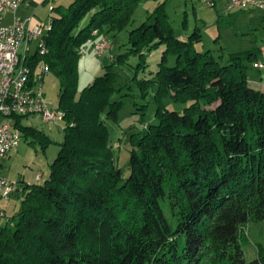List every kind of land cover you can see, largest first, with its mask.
Returning <instances> with one entry per match:
<instances>
[{
  "label": "trees",
  "instance_id": "obj_1",
  "mask_svg": "<svg viewBox=\"0 0 264 264\" xmlns=\"http://www.w3.org/2000/svg\"><path fill=\"white\" fill-rule=\"evenodd\" d=\"M138 2L71 0L50 9L47 51L33 62L43 60L59 79L63 139L42 182L16 183L19 205L15 221L0 228V264H264V244L249 262L240 247L245 222L264 218V90L247 75L260 49L221 63L223 55L195 48L198 26L176 36L159 8L131 28L129 51L110 55L105 72L75 95L81 51L123 29ZM159 43L154 120L130 136L122 180L101 117L117 118L112 66L129 53L143 59ZM166 95L182 109L166 108ZM10 118L22 130L21 116ZM23 128L47 144L42 131Z\"/></svg>",
  "mask_w": 264,
  "mask_h": 264
},
{
  "label": "rangeland",
  "instance_id": "obj_2",
  "mask_svg": "<svg viewBox=\"0 0 264 264\" xmlns=\"http://www.w3.org/2000/svg\"><path fill=\"white\" fill-rule=\"evenodd\" d=\"M57 2V3H56ZM58 2L69 4L71 0H38L33 20H39L41 23H47L50 19V3ZM161 2H164L160 4ZM162 9L167 13L170 24L173 27L176 36H183L191 33L198 26L200 29L201 40L195 42V48L199 51L209 50L214 57L219 58L223 55L221 63L225 62L229 52L236 50H246V44H260L264 46V27L260 25V20L253 16L251 26H255L242 37H236L235 28L244 22L247 16L239 15L233 17V11L225 12V7L218 12L214 6H207L199 0H139L131 20L128 24L118 31L113 37L111 33L103 36L109 37L112 41L110 53L104 56H97L94 52L93 42L91 40L81 51L77 59V93L80 95L82 88L87 86L94 79L102 75L110 61V55L125 53L129 51L128 33L131 28H135L143 20L152 21L153 13L157 9ZM219 9V8H217ZM223 11L224 13H221ZM259 11V10H257ZM18 16H30V12L19 7ZM6 18V17H5ZM89 16L85 15L79 22V26H84ZM7 19V18H6ZM233 19L234 21L232 22ZM184 22V24L182 23ZM96 36V33H95ZM243 42V43H242ZM32 44V50L35 42ZM233 44H241L233 47ZM221 45H227L228 48H220ZM163 43L144 51L143 59L139 55L129 53L124 62L115 64L113 71L115 78L113 81V92L110 95V101H118L119 108L116 120L106 117L104 112L101 114L103 122L108 129L109 143L112 146L113 156L116 164L121 171V179L124 180L129 171V152L132 148L130 136L138 135L144 130L146 124L154 120V112L158 103L157 85L153 82L156 71L159 68V60ZM140 61H144L143 65ZM264 64V53H259L258 60ZM174 63V56L169 55L166 65L171 66ZM247 75L252 87L264 89V67L260 68L252 62L247 64ZM42 91L47 104L55 108L58 105V94L60 92V82L55 74L48 71L42 80ZM161 102L168 109L180 111L184 104L173 101L166 95L161 98ZM2 117H0V122ZM20 124L23 127L31 126L42 131L48 137L46 145L42 144L40 137H34L26 133L22 127L21 140L14 149L11 150L8 158L3 162V172L16 182H25L24 178H30L37 171L41 172L40 179L30 182H42L49 173L50 163L54 159L59 149V142L63 139L64 122H45L38 115L21 116ZM29 182V181H27ZM7 217H13L19 205V200L12 194L11 197L2 201ZM5 220L0 219V228L4 226ZM243 236L240 238V247L242 248L245 261L249 262L256 256V243L264 244V218H250L242 227Z\"/></svg>",
  "mask_w": 264,
  "mask_h": 264
},
{
  "label": "built area",
  "instance_id": "obj_3",
  "mask_svg": "<svg viewBox=\"0 0 264 264\" xmlns=\"http://www.w3.org/2000/svg\"><path fill=\"white\" fill-rule=\"evenodd\" d=\"M22 1L0 0V201L8 200L17 188L16 182L6 177L2 167L3 161L18 146L22 136L21 130L10 117L38 115L42 122L49 123L63 119V111L50 107L43 96L41 82L49 71L47 63L43 60L33 62L35 56H41L47 51L44 39L51 27V20L46 24L33 20L34 10L30 16H18L17 10ZM199 1L211 7L215 5L214 0ZM52 7L50 3L49 8ZM251 8L264 9V0H227L224 9ZM5 13L12 16L8 23L3 21ZM33 42L35 45L32 50ZM111 46L112 41L107 36H101L93 42L94 52L99 57L109 54ZM256 65L264 67L261 62ZM32 67L36 69L33 71ZM34 176L39 179L41 173L37 172ZM0 219L11 221L2 205Z\"/></svg>",
  "mask_w": 264,
  "mask_h": 264
},
{
  "label": "crops",
  "instance_id": "obj_4",
  "mask_svg": "<svg viewBox=\"0 0 264 264\" xmlns=\"http://www.w3.org/2000/svg\"><path fill=\"white\" fill-rule=\"evenodd\" d=\"M53 1V0H52ZM58 1V0H57ZM41 2H43V0H41ZM214 2H215V5H214V7H215V10L218 12L221 8H223V5H224V7H225V5H226V2H227V0H214ZM57 3V2H56ZM56 3H54V5H56ZM53 4V3H52ZM38 5V0H23L22 2H21V4H20V7L21 8H23L25 11H28V12H30L31 13V11L32 10H34V14H35V11H36V6ZM58 5H65V3H61V2H58ZM217 8H219V9H217ZM257 10H259V11H257ZM233 11V17H238L239 15H245V16H247V18L246 19H244V22L241 24V25H239V26H236V28H235V35H236V37H242V36H244L246 33H249L248 31L250 30V28L252 29L253 27H255V26H251L252 24H251V19H252V17L253 16H255V17H257L259 20H260V25L262 26V27H264V9H262V8H251V9H230V10H226L225 9V12L226 13H230V12H232ZM221 13H224L223 11H220ZM7 19H6V18ZM11 19H12V16H11V14L10 13H5L4 14V16H3V21L5 22V23H8V22H10L11 21ZM232 20V22L234 21L233 19H231ZM185 36H187V34H185V35H183V36H181V38H185ZM243 43V42H242ZM237 45H241V44H233V47H235V46H237ZM248 47H247V49L246 50H248V49H252V50H255V49H260V53L262 54V53H264V46H262V45H260V44H246ZM225 47V48H224ZM220 48H224V49H226V48H228V46L227 45H221L220 46ZM237 51H241V50H236L235 52H237ZM229 53H232V52H229ZM251 83V82H250ZM260 90H264V89H260ZM15 148V147H14ZM13 148V149H14ZM11 152V151H10ZM9 155H10V153H9ZM8 158V157H7ZM4 162V161H3ZM2 167H3V165H2ZM5 174V173H4ZM6 175V174H5ZM35 175V174H34ZM34 175H32L30 178H24V180H27V181H31L30 179H34V181H36V179H35V176ZM42 175V174H41ZM6 177H7V175H6ZM41 177V176H40ZM8 179H9V177H7ZM11 180V179H10ZM27 181H25V182H27ZM16 183H20V184H22V183H24L23 181L22 182H18V181H16ZM1 202L2 201H0V205H2L3 207H4V205L3 204H1Z\"/></svg>",
  "mask_w": 264,
  "mask_h": 264
}]
</instances>
